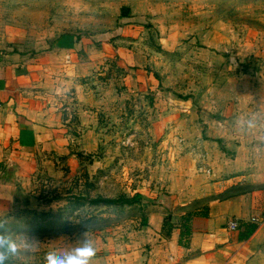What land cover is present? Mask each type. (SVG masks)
I'll use <instances>...</instances> for the list:
<instances>
[{"label":"rangeland","instance_id":"374dc122","mask_svg":"<svg viewBox=\"0 0 264 264\" xmlns=\"http://www.w3.org/2000/svg\"><path fill=\"white\" fill-rule=\"evenodd\" d=\"M63 37L77 62L67 72L57 57L43 90L56 142L0 209L4 264H46L81 233L91 264H146L162 219L250 189L239 180L244 153L264 151V0H0V40L35 56Z\"/></svg>","mask_w":264,"mask_h":264},{"label":"crops","instance_id":"0c3cea01","mask_svg":"<svg viewBox=\"0 0 264 264\" xmlns=\"http://www.w3.org/2000/svg\"><path fill=\"white\" fill-rule=\"evenodd\" d=\"M14 42L0 40V209L12 204L19 178L35 154L56 142L51 121L45 119L43 90L58 80L57 57L64 62L63 71L77 62L71 37L35 56ZM243 158L249 174L239 181L247 180L250 189L214 198L194 213L186 210L189 202L180 203L185 213L162 219L146 264H264V151H246ZM230 219L238 221L236 231L226 228Z\"/></svg>","mask_w":264,"mask_h":264},{"label":"clouds","instance_id":"9594fccd","mask_svg":"<svg viewBox=\"0 0 264 264\" xmlns=\"http://www.w3.org/2000/svg\"><path fill=\"white\" fill-rule=\"evenodd\" d=\"M5 243L4 238L0 236V247ZM77 243L78 247L66 253L49 252L46 255V264H91L95 249L92 241L87 238V233H81ZM10 247L14 249V246ZM4 260L5 256L0 252V264H4Z\"/></svg>","mask_w":264,"mask_h":264},{"label":"trees","instance_id":"16d2710c","mask_svg":"<svg viewBox=\"0 0 264 264\" xmlns=\"http://www.w3.org/2000/svg\"><path fill=\"white\" fill-rule=\"evenodd\" d=\"M143 199L142 195H134L132 198H119V199H96L95 203L103 204H126L133 205L138 204Z\"/></svg>","mask_w":264,"mask_h":264},{"label":"built area","instance_id":"2783aa9c","mask_svg":"<svg viewBox=\"0 0 264 264\" xmlns=\"http://www.w3.org/2000/svg\"><path fill=\"white\" fill-rule=\"evenodd\" d=\"M263 123H264V120H263ZM251 221L258 222L256 218H252ZM226 228L230 231H236L239 228L238 221L236 219H230L227 222Z\"/></svg>","mask_w":264,"mask_h":264}]
</instances>
